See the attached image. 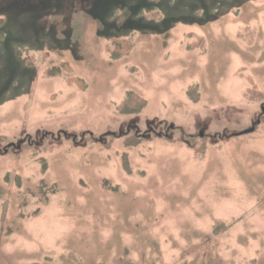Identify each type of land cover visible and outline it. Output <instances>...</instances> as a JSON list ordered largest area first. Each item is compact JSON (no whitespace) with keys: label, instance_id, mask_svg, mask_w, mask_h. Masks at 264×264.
<instances>
[{"label":"rangeland","instance_id":"rangeland-1","mask_svg":"<svg viewBox=\"0 0 264 264\" xmlns=\"http://www.w3.org/2000/svg\"><path fill=\"white\" fill-rule=\"evenodd\" d=\"M0 18V264H264V0Z\"/></svg>","mask_w":264,"mask_h":264},{"label":"trees","instance_id":"trees-1","mask_svg":"<svg viewBox=\"0 0 264 264\" xmlns=\"http://www.w3.org/2000/svg\"><path fill=\"white\" fill-rule=\"evenodd\" d=\"M2 26H3V19L0 18V29H1ZM0 37H1V32H0ZM21 62H22L23 65H25L23 61H21ZM53 71H54V70L50 71L48 74H49V75H53V74L55 75V73H53ZM51 72H52V74H50ZM126 112H127V113H135V110H130V111L128 110V111H126ZM126 112H124V113H126Z\"/></svg>","mask_w":264,"mask_h":264}]
</instances>
